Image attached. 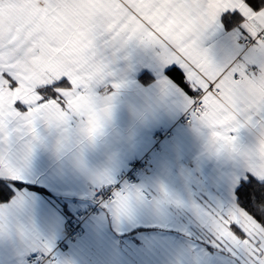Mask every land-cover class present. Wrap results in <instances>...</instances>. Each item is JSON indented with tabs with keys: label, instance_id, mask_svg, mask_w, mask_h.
Instances as JSON below:
<instances>
[{
	"label": "snow or ice",
	"instance_id": "obj_1",
	"mask_svg": "<svg viewBox=\"0 0 264 264\" xmlns=\"http://www.w3.org/2000/svg\"><path fill=\"white\" fill-rule=\"evenodd\" d=\"M132 46L151 52L155 103H179L210 153L243 160L231 202L204 209L202 223L238 264H264V0H0V200L13 197L6 182L22 187L40 124L59 130L56 151L76 150L83 167V146L102 134L125 86L114 65ZM243 127L255 130L251 148L232 135ZM113 179L92 174L101 206L121 221L145 194ZM157 193V205L182 206L163 185ZM12 228L0 211V233ZM21 235L26 264H71L49 236Z\"/></svg>",
	"mask_w": 264,
	"mask_h": 264
},
{
	"label": "crops",
	"instance_id": "obj_2",
	"mask_svg": "<svg viewBox=\"0 0 264 264\" xmlns=\"http://www.w3.org/2000/svg\"><path fill=\"white\" fill-rule=\"evenodd\" d=\"M216 39L210 36L208 43ZM114 70L125 86L113 102L102 134L83 146V167L77 163L76 150L56 151L59 130L38 126L41 142L32 153L23 181H17L22 187L7 182L13 197L0 204V211L13 224L11 232L0 233V264H26L24 229L52 238L57 253L71 264H238L226 250L200 238L210 239L202 211L231 202L236 177L244 174L243 160L235 154L210 153L206 134L192 123H180L185 110L179 103H155L159 74L148 49L130 47ZM71 127L75 130L78 124L73 122ZM160 127L171 129L172 137L154 144L153 135ZM232 135L241 148L255 145L256 133L249 127ZM19 146L17 139L14 148ZM147 154L151 157L149 167L134 174V183L124 182L148 193L133 215L117 221L102 207L82 224L74 243L56 245L65 237V217L73 211L72 200L88 205L85 184H93L92 174L108 171L116 183L129 162ZM160 185L182 201V206L157 205L153 198ZM22 198H27V203L20 208Z\"/></svg>",
	"mask_w": 264,
	"mask_h": 264
},
{
	"label": "built area",
	"instance_id": "obj_3",
	"mask_svg": "<svg viewBox=\"0 0 264 264\" xmlns=\"http://www.w3.org/2000/svg\"><path fill=\"white\" fill-rule=\"evenodd\" d=\"M180 123L183 125L192 123L190 116L186 111L181 116ZM170 137H172L171 129L160 127L154 133L153 141L154 144H158L162 139L170 138ZM150 158H151L150 155L147 154L143 158L129 162L130 164L128 166V169L122 172L119 181L113 184H115L117 187H121V186H125L124 182L134 183L135 182L134 174L138 173L141 169L149 167L151 161ZM85 188L89 203L86 206L82 205L78 200H72V202L70 203V205H72L73 211L70 215L66 213L65 218L67 219V226L65 230V237L60 239L58 244H56L60 247L74 243L75 240L81 234L82 224L86 220H90L92 216H94V214H96L102 208L101 206L102 201L96 194V190L100 189V187L95 186L94 188L92 183L87 182L85 184ZM143 192L145 196H148V193L146 191Z\"/></svg>",
	"mask_w": 264,
	"mask_h": 264
},
{
	"label": "trees",
	"instance_id": "obj_4",
	"mask_svg": "<svg viewBox=\"0 0 264 264\" xmlns=\"http://www.w3.org/2000/svg\"><path fill=\"white\" fill-rule=\"evenodd\" d=\"M7 183V182H6ZM17 183V182H16ZM10 190L12 191V189L10 188ZM13 192V191H12ZM11 200V198H9V200H7V201H4V200H0V204H4V203H6V202H8V201H10ZM253 203L255 204V200L253 201ZM257 207H259V205H257Z\"/></svg>",
	"mask_w": 264,
	"mask_h": 264
},
{
	"label": "rangeland",
	"instance_id": "obj_5",
	"mask_svg": "<svg viewBox=\"0 0 264 264\" xmlns=\"http://www.w3.org/2000/svg\"><path fill=\"white\" fill-rule=\"evenodd\" d=\"M206 238H200V239H203L204 241H206V243H209L210 244V242H211V240L207 237V236H205Z\"/></svg>",
	"mask_w": 264,
	"mask_h": 264
}]
</instances>
